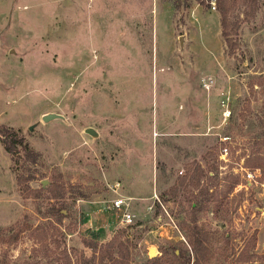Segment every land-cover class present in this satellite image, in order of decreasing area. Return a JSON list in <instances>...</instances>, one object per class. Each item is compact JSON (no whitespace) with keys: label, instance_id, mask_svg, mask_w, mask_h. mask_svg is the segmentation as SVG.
Instances as JSON below:
<instances>
[{"label":"rangeland","instance_id":"obj_1","mask_svg":"<svg viewBox=\"0 0 264 264\" xmlns=\"http://www.w3.org/2000/svg\"><path fill=\"white\" fill-rule=\"evenodd\" d=\"M213 5L0 0V123L40 154L13 165L0 142V264H112L114 236L126 264H193L197 232L198 264H231L264 228L260 174L224 193L264 155V0L247 20L234 8V54ZM17 172L34 176L26 197Z\"/></svg>","mask_w":264,"mask_h":264},{"label":"trees","instance_id":"obj_2","mask_svg":"<svg viewBox=\"0 0 264 264\" xmlns=\"http://www.w3.org/2000/svg\"><path fill=\"white\" fill-rule=\"evenodd\" d=\"M206 1V2H205ZM211 0H197L198 3H206L209 5ZM216 7L219 11V23L221 27V35L224 38V41L227 46V51L229 54H234L235 49L238 47V41L235 37V34L238 32L239 28V18L236 16L233 18L232 12L236 5L241 0H214ZM245 8L243 13L244 19H248L251 16H254L255 10L257 8L258 0H243ZM0 142L3 145V148L10 154V157L13 161V165L17 164L18 161L22 158L36 161L37 157L40 155L37 150L32 148L28 141L25 139L19 128H15L11 125H6L0 123ZM221 143V140H220ZM221 146V145H220ZM220 148V147H219ZM21 151L23 154H21ZM244 167L249 166L250 169L259 168L260 176L259 180H264V155L255 153L253 156H248L245 158ZM248 167V168H249ZM33 174H27L21 176L20 173H16L15 180L16 184L20 190V193L23 197L28 196L27 191L33 190L30 186L29 181L33 179ZM244 180H240L239 175L231 176V179L227 182L226 187L224 188V193L228 194L233 191L236 185L243 183ZM243 187L239 188L237 192H240ZM236 192V193H237ZM26 223L25 221L16 222L5 228H12L13 225H20ZM3 229V228H2ZM257 234L254 232L251 234L250 244L246 248H241L231 264H264V251L257 252L255 249L256 246ZM189 243L191 244L194 252L193 264H198L199 261L205 258L207 253V247L204 243L202 237L199 236L198 232L195 235L190 236ZM108 246L115 249V252L119 254V258L113 257L112 264H126L129 251L126 245L121 239L116 236L112 237L107 243ZM189 260V256L187 258ZM190 261V260H189Z\"/></svg>","mask_w":264,"mask_h":264},{"label":"built area","instance_id":"obj_3","mask_svg":"<svg viewBox=\"0 0 264 264\" xmlns=\"http://www.w3.org/2000/svg\"><path fill=\"white\" fill-rule=\"evenodd\" d=\"M211 2V1H210ZM212 3L214 4L213 7L215 6V1L212 0ZM204 87H209L210 82L205 81L203 82ZM220 105L222 107V111L221 114L222 116L226 119L228 118V116L230 115V108H229V103H228V98L223 97L221 98L220 101ZM226 139H229L228 135H224L221 137V141H223V144L220 146L219 148V157L221 159H226V156L228 154V146L226 145V143H224V141H226ZM241 167H243V177H244V182L243 183H239L236 187L241 188H247L249 185H252L254 182L257 181V177L260 174V170L258 168L256 169H250L247 167H244L243 165H241ZM264 184V183H261ZM112 206L114 208L117 209H122V216H121V220L125 223H129L132 221L133 219V213L131 211L127 210V202L124 198L122 197H116L112 200Z\"/></svg>","mask_w":264,"mask_h":264},{"label":"crops","instance_id":"obj_4","mask_svg":"<svg viewBox=\"0 0 264 264\" xmlns=\"http://www.w3.org/2000/svg\"><path fill=\"white\" fill-rule=\"evenodd\" d=\"M264 228L262 226H259V230L257 232V238H256V246L255 249L257 251H264V236L262 237V233H264Z\"/></svg>","mask_w":264,"mask_h":264},{"label":"water","instance_id":"obj_5","mask_svg":"<svg viewBox=\"0 0 264 264\" xmlns=\"http://www.w3.org/2000/svg\"><path fill=\"white\" fill-rule=\"evenodd\" d=\"M179 39H181V36ZM57 116H61V115L58 113H55V112H47V113L43 114L42 119L43 120H49V119H51L53 117H57ZM30 128H32V126H30ZM85 130L87 132H90V133H94V134L96 133L95 129L91 126L86 127ZM44 183H45V181H44Z\"/></svg>","mask_w":264,"mask_h":264}]
</instances>
